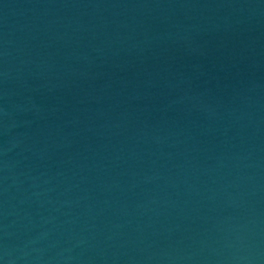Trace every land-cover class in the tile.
Wrapping results in <instances>:
<instances>
[{"label": "water", "instance_id": "water-1", "mask_svg": "<svg viewBox=\"0 0 264 264\" xmlns=\"http://www.w3.org/2000/svg\"><path fill=\"white\" fill-rule=\"evenodd\" d=\"M0 264H264V0H0Z\"/></svg>", "mask_w": 264, "mask_h": 264}]
</instances>
